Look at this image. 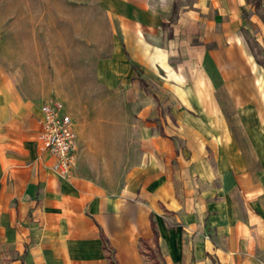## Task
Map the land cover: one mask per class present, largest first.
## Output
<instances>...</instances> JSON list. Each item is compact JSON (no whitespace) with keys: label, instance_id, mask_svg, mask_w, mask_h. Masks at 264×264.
<instances>
[{"label":"crops","instance_id":"0c3cea01","mask_svg":"<svg viewBox=\"0 0 264 264\" xmlns=\"http://www.w3.org/2000/svg\"><path fill=\"white\" fill-rule=\"evenodd\" d=\"M155 237L165 264H264V0H0V264H150Z\"/></svg>","mask_w":264,"mask_h":264},{"label":"built area","instance_id":"2783aa9c","mask_svg":"<svg viewBox=\"0 0 264 264\" xmlns=\"http://www.w3.org/2000/svg\"><path fill=\"white\" fill-rule=\"evenodd\" d=\"M43 113V141L57 157L54 169L69 177L77 164V144L71 116L64 112V104L51 100L41 107Z\"/></svg>","mask_w":264,"mask_h":264},{"label":"trees","instance_id":"16d2710c","mask_svg":"<svg viewBox=\"0 0 264 264\" xmlns=\"http://www.w3.org/2000/svg\"><path fill=\"white\" fill-rule=\"evenodd\" d=\"M251 1L256 5H258L260 3V0H251ZM135 69H137V68L135 67ZM141 243L143 246L142 251L147 256V258L149 259L150 264H165L163 259H162L160 247L157 244V238L156 237H155V243H156L155 246H153L152 244H150L149 242H147L145 240H142ZM110 253H111L109 255L110 264H117L113 250H111Z\"/></svg>","mask_w":264,"mask_h":264},{"label":"rangeland","instance_id":"374dc122","mask_svg":"<svg viewBox=\"0 0 264 264\" xmlns=\"http://www.w3.org/2000/svg\"><path fill=\"white\" fill-rule=\"evenodd\" d=\"M6 28V26H4Z\"/></svg>","mask_w":264,"mask_h":264}]
</instances>
